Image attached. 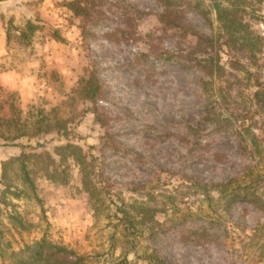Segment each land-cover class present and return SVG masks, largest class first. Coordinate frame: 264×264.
Returning <instances> with one entry per match:
<instances>
[{
	"label": "rangeland",
	"instance_id": "374dc122",
	"mask_svg": "<svg viewBox=\"0 0 264 264\" xmlns=\"http://www.w3.org/2000/svg\"><path fill=\"white\" fill-rule=\"evenodd\" d=\"M214 3L249 46H221L207 97L187 54L222 43ZM42 238L84 264H264V0H0V264Z\"/></svg>",
	"mask_w": 264,
	"mask_h": 264
},
{
	"label": "trees",
	"instance_id": "16d2710c",
	"mask_svg": "<svg viewBox=\"0 0 264 264\" xmlns=\"http://www.w3.org/2000/svg\"><path fill=\"white\" fill-rule=\"evenodd\" d=\"M213 6L216 21L224 35L222 43H218L219 37L212 38L195 36L196 42L191 51L187 54L190 59L188 61H191L194 67H196L206 79L200 80V89L207 95V97L209 96L208 92L212 90L211 85H213L215 81L220 80L223 73L218 57V52L220 51L221 46L226 47L228 50L235 45L238 46V49L245 50L248 48L247 46H249L247 40L244 39L243 36L244 28L240 22L237 21L236 11L221 7L216 3H214ZM67 7L74 13H77V9H81L74 1L68 3ZM164 17L165 16H162L161 18L163 19ZM35 30L36 28L34 24L27 22L25 24V29L18 32L19 41L24 44L28 43L29 37ZM7 39L8 34L6 32L5 40L7 41ZM229 66L233 70L246 72L236 59L230 60ZM78 93L82 99L91 104L95 103L101 97V88L94 71H89L86 78L80 82ZM255 95L257 97L258 93ZM65 148L69 149L71 153H74V147L65 146ZM75 159L77 160L76 157ZM78 164L81 165V162H78ZM20 170L22 173V181L28 185L31 192L34 193L33 184L28 178L23 165L20 166ZM82 183L85 185V179L82 180ZM227 184H229V182ZM9 257L10 261L8 264H84V259L76 255L72 250L62 245L47 242L43 238L31 245L24 246L15 253H11Z\"/></svg>",
	"mask_w": 264,
	"mask_h": 264
}]
</instances>
